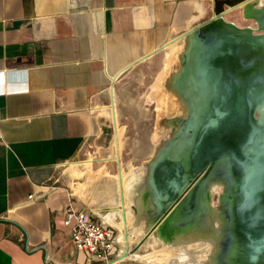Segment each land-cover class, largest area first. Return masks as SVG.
I'll return each mask as SVG.
<instances>
[{
    "label": "crops",
    "instance_id": "crops-1",
    "mask_svg": "<svg viewBox=\"0 0 264 264\" xmlns=\"http://www.w3.org/2000/svg\"><path fill=\"white\" fill-rule=\"evenodd\" d=\"M240 1L0 0V264H88L64 224L84 209L61 169L112 120L113 91L194 27L228 10L236 22Z\"/></svg>",
    "mask_w": 264,
    "mask_h": 264
},
{
    "label": "water",
    "instance_id": "water-1",
    "mask_svg": "<svg viewBox=\"0 0 264 264\" xmlns=\"http://www.w3.org/2000/svg\"><path fill=\"white\" fill-rule=\"evenodd\" d=\"M228 12L181 37L190 41L171 84L190 110L149 166L144 197L150 189V230L162 225L169 237L209 214L208 189L220 179L216 264H264V8L250 16L257 28L226 21Z\"/></svg>",
    "mask_w": 264,
    "mask_h": 264
},
{
    "label": "rangeland",
    "instance_id": "rangeland-1",
    "mask_svg": "<svg viewBox=\"0 0 264 264\" xmlns=\"http://www.w3.org/2000/svg\"><path fill=\"white\" fill-rule=\"evenodd\" d=\"M243 1L245 0H241L239 3ZM232 15H234L232 17L237 21H226H231L241 28H257L256 21L245 16L243 7L235 9ZM184 47V45H181L176 47V50H170L171 47H168L161 54V66L159 68L156 67L155 70H150V73L146 72V74L132 76L124 83L125 87L123 89L115 91L119 121L120 162L123 172L127 175V184L130 187L129 210L136 219L138 218V221L145 216L144 214L147 213L149 207L144 202V187L146 186L149 165L162 144H165L173 137L172 129L177 127L175 126L177 124L173 125L172 121L179 117L172 116L170 114L171 111L169 110V112L165 107L176 106L172 104L174 97V100H182L181 98L179 99L177 92L172 88L171 81L181 69V54ZM166 52L171 53V55L168 56L169 54ZM172 59L173 61H171ZM166 91L168 92L166 93ZM168 94L174 97L172 96L173 98L170 99ZM167 121L168 123H166ZM99 126L103 130V133L98 138H92L86 144L75 166L68 165L61 169V177L63 178V182L70 186L81 207L87 213H90L91 210L99 209L102 215H112L119 210L117 203L120 201L116 184L118 165L115 160L117 154L115 150L114 128L111 119L100 122ZM136 182L137 184H135ZM140 188L144 192L139 190ZM132 191L134 195L130 194V192L133 193ZM212 201L216 209L220 210L221 205L218 194L212 197ZM114 220L115 222H119L120 219L115 217ZM150 229L141 242H134L131 245L132 253L146 255L153 252V249L148 245L152 243V236L157 234L156 232L158 231ZM114 231L115 235L119 236L120 232L117 227L114 228ZM156 236L160 237L161 235L157 234ZM170 236H173V234H170ZM121 248V244L118 243L117 252ZM130 262L131 264H148L142 261H127L126 264H130Z\"/></svg>",
    "mask_w": 264,
    "mask_h": 264
},
{
    "label": "bare ground",
    "instance_id": "bare-ground-1",
    "mask_svg": "<svg viewBox=\"0 0 264 264\" xmlns=\"http://www.w3.org/2000/svg\"><path fill=\"white\" fill-rule=\"evenodd\" d=\"M263 1L264 0H245L239 3L240 4L239 7L240 8L243 7L247 16L250 17L253 10H259V9L264 8ZM231 10H233V8ZM185 41H187L189 44V41H190L189 37H186L183 39L179 38L173 42L170 41L171 43H169L168 46L169 48L171 47L170 50H174L176 47L184 45L185 47L183 48V52L181 54V55H184L185 54L184 52L188 46L187 42ZM177 50L179 51V49ZM168 54H169L168 56L171 55V53H168ZM171 61H173V59ZM167 92L168 91H166V93ZM168 96L170 99L174 97L173 95L170 96V94H168ZM113 97H114V100H113V104L110 105V109H111L114 129H115L114 130L115 150L117 154V156L115 157V160L117 161V165H118V174H117L116 184H117V189L120 195V201L117 203L119 205V210L117 209L118 211L114 212L111 216L108 215V219L111 221V223L114 226L118 228L120 232L118 236V241L121 244L122 248L120 250V255L117 257L116 260L120 262L121 261H142L148 264H159V263L160 264H216V261L213 255L216 252V248L218 247V242H219L218 238L221 235L222 211L216 209L215 204L212 200L209 206V214L206 217H203L197 220L194 223V225L190 226L189 228H182V229L174 230V232H172L173 236L168 237L171 239H168L167 236L161 237L162 235L159 233V227L161 228L162 225L158 226L156 229L158 232L156 233H158L161 236L157 237L156 236L157 234L154 233L155 235L152 236V243L148 245L149 247L153 249L152 253L146 254V255L132 253L131 245L134 242H141L142 238L147 234V232L151 228L153 224L152 217L154 218L156 217V215L154 214L156 212V209L152 207V201L154 199L152 196L153 194L151 190L149 189L147 191V194H149L150 197L144 198L145 203L149 202L147 213L144 214L145 216L141 218L140 221H138L137 220L138 218L136 219L129 210L130 187H129V184H127V181H128L126 180L127 175L123 172L122 167H121V162H120V146H119V132H118V122L119 121H118V115H117V109H116L115 91H113ZM174 98L172 99L173 101L172 104H175L176 106L175 107L166 106L165 109L168 111L170 110L171 111L170 114H172V116L179 117L178 119L172 121L173 125L177 124L175 125L177 127L176 128L174 127L175 129H172L171 131L173 134L172 136L177 137L179 134L182 133V125L185 119H187L188 117V113L190 110V104L181 95L179 96V99L180 98L182 99L180 101L179 100L177 101L176 99L174 100ZM163 112H166V111H163ZM166 123H168V121ZM158 130L160 129L158 128ZM163 132L161 133L163 134ZM163 145L165 144H162L161 147H163ZM119 165L121 167L120 173H119ZM130 184H131V181H130ZM135 184H137V182ZM139 190H142V188H140ZM208 191H209L211 198L215 194H218L220 198H223L225 194V183H223L220 179L216 178L215 181L210 183ZM130 194L134 195V192L133 193L130 192ZM137 203L139 204V202ZM105 217H107V215H105ZM115 217H118L120 219L119 222H115L114 220Z\"/></svg>",
    "mask_w": 264,
    "mask_h": 264
},
{
    "label": "built area",
    "instance_id": "built-area-1",
    "mask_svg": "<svg viewBox=\"0 0 264 264\" xmlns=\"http://www.w3.org/2000/svg\"><path fill=\"white\" fill-rule=\"evenodd\" d=\"M77 250L85 253L88 264H117L115 231L88 215L84 210L70 206L64 219Z\"/></svg>",
    "mask_w": 264,
    "mask_h": 264
}]
</instances>
